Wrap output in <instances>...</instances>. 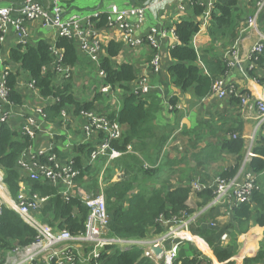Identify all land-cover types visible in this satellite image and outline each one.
I'll return each instance as SVG.
<instances>
[{
	"label": "trees",
	"instance_id": "obj_1",
	"mask_svg": "<svg viewBox=\"0 0 264 264\" xmlns=\"http://www.w3.org/2000/svg\"><path fill=\"white\" fill-rule=\"evenodd\" d=\"M145 1L147 0H139L140 3ZM259 1L249 0L245 3L242 0H213L210 25L207 28L210 45L205 48L202 55L194 49L192 41L202 29V24L197 19L206 14L207 7L193 1L192 17L183 18L173 26L179 44L169 50L172 64L168 67L167 73L172 84L183 93L194 90L199 99L212 96L215 80L227 78L231 72L229 61L220 56L215 49L228 51V46L233 47L247 20L246 17L252 15L250 7H256ZM92 21L97 29L109 28L107 13H102ZM54 47L63 52L60 63L63 67L74 69L80 65L86 69L87 64H94L79 52L74 40L60 36ZM103 49L104 55L96 66L105 74L104 85L110 86L114 91L121 90L118 109L108 104L109 96L99 93L92 101L79 100L74 94V86L70 78L60 86H55L56 76L52 72L47 73V69L57 58L53 54V46L45 40L34 44L16 45L10 50L9 61L28 74L30 81L34 83L35 89L44 100L51 99V103L55 101L43 111L47 122H58L63 109L73 108L77 114L83 110L96 111L111 122L126 127L125 133L119 140H108L110 149L120 153L121 156L112 160L106 169L108 158H100L98 160L100 171L96 180L84 181L92 175L93 170L91 143L76 144L72 152V161L78 172L77 182L85 184L87 189H93L94 192H100L99 177L101 169H105L102 181L110 217L107 237L133 241L146 240L166 232V228L160 223L163 217L166 220L174 217L181 220L183 214H194L195 211L188 206L192 195L203 201L199 205L203 209L214 198V190L206 188L201 192H192L189 186L167 187L168 181L160 182L159 186L153 181V177L159 172L157 169L149 170L145 167V163L149 162L151 166L157 164L164 155L169 135L172 133L170 130H161L157 124V115L161 112V98L152 90L147 95H141L136 88L133 89L132 84L138 78L134 65L129 62L118 64L113 61L122 52L121 43L113 40ZM199 61L207 73H203ZM251 63L255 68L247 69L249 77L257 80L260 85L264 84V78H259L256 74L258 69L264 71V54L253 55ZM18 77L19 72L9 71L6 78L8 101L14 106H22L24 103L22 94L17 90ZM233 90L230 101L240 106L239 95L249 93L244 90L238 92L236 88ZM170 105L173 107L171 112L176 113L175 98H171ZM158 132H163V135L161 133L162 136H159ZM237 136V139H225L218 148L213 145L208 146L193 159L198 163H207L217 160L219 153L235 156V164L219 174L222 179L232 180L240 171L248 151L246 141L240 134ZM100 139L102 136L99 137ZM32 143L28 136L21 135L9 125H0V169L4 173V185L13 199L17 198L22 182L30 192L48 197V202L41 211V219L55 230L66 229L73 236L83 234L89 210L82 202L78 198L68 201L63 199L58 189L47 182L29 180L18 167L17 162L21 154L31 147ZM252 153L253 157L247 165V170L258 177L260 188L253 191L250 200L232 206L230 222L227 225L213 227V224H216L213 221L214 216L226 209L224 206H218L198 216L189 228L193 235L206 241L220 264H233L231 259L237 247L236 242L224 246L222 243L224 234L230 233L233 239L247 233L252 226L264 228V126L256 138ZM170 162L168 160V163ZM117 172H121L122 176L118 181H113ZM142 176L148 181L141 183ZM147 182L151 185L147 186ZM35 239L36 232L32 228L27 226L14 211L8 207L3 208L0 217V259L16 248L29 246ZM200 244L206 251L204 243L200 242ZM196 253L198 252L192 247L182 249L175 264H213L206 257L201 260V254ZM87 261L88 264H156L145 258L143 249L138 246L105 247L98 260ZM243 264H264V247H261L257 255L246 257Z\"/></svg>",
	"mask_w": 264,
	"mask_h": 264
},
{
	"label": "built area",
	"instance_id": "obj_2",
	"mask_svg": "<svg viewBox=\"0 0 264 264\" xmlns=\"http://www.w3.org/2000/svg\"><path fill=\"white\" fill-rule=\"evenodd\" d=\"M193 2L194 0H188ZM213 1V0H211ZM16 3L7 6L0 5V42H3L7 36L13 35L18 44L30 43V23L37 22L43 29L52 28L56 31L58 37H66L77 43L79 52L88 57L95 65H99L100 58L104 55L103 44L101 43L100 33L113 31L121 33V42L132 50H137L148 44L153 50H158L157 39L153 35H138V28L142 25L147 10L156 12L161 2L150 0L142 6L120 8L118 5H111L104 12H93L89 14L71 13L68 14V0H15ZM264 10V0H260L256 5V12L247 25V29L258 30V16ZM102 13L109 15V28L97 29L92 19L98 18ZM32 44V43H30ZM62 51L53 46V54L56 56V62L59 64V78H56L59 86L70 78L68 71L62 70L61 58ZM264 54V36L254 45L253 55ZM252 58V57H251ZM151 66L155 73L161 69V58L155 54L151 60ZM232 68L241 66L238 59L230 63ZM252 69V66H251ZM9 70L0 65V125L6 124L23 136H28L32 141L39 133H42L41 122L46 121L44 109L38 108L33 113L17 119L18 123L12 121L11 108L15 107L8 101L9 91L6 85V78ZM99 76L104 81L105 74L99 71ZM61 83V84H60ZM58 87V85H57ZM136 89L141 95H147L151 91V86L147 79H143ZM234 87L227 86L225 78L215 80L212 96L219 100H224L231 96ZM29 90L39 92L35 89L34 83L29 84ZM103 92L110 93V86L104 85ZM241 99L242 112L245 114H257L259 126L264 125V97L254 99L246 94L239 95ZM47 101H52L47 100ZM55 101H53L54 103ZM177 108V106H176ZM172 110L173 107L170 106ZM84 119L82 126V143H91L93 150L91 153L92 163L100 158L107 157L112 161L118 159L121 154L111 150L108 140H119L123 135V128L116 122H111L106 116L96 111H81L79 113ZM71 120V114L63 109L58 124L66 129V125ZM18 130V131H17ZM102 136V139H95ZM237 139L238 136H232ZM97 140V141H96ZM76 147V145L73 146ZM31 148V147H29ZM29 148L21 154L17 164L23 175L31 181H42L49 183L50 186L59 190V194L65 200L78 198L82 204L89 210L88 219L85 224V232L78 236L64 230H55L41 219V211L48 202V197H42L37 193H32L22 182L20 191L16 199H9V206L2 202L3 195L0 193V217L3 214V208L8 207L14 211L20 219L36 232L35 241L29 246L19 249L16 248L10 253V257H5L0 264H78L83 261L85 253L83 249L89 252L88 260H98L101 251L105 247L118 246L127 248L138 246L143 249L144 257L150 259L156 264H175L178 259L181 246L187 243L196 244L195 236L189 233V228L196 218L210 210L211 208L229 205L228 216L231 217V208L244 201H249L253 191L258 190V177L247 170V157L249 160L253 157L252 149L247 151V157L241 166L237 176L232 180L216 178L208 184L200 183L192 187V192H201L206 188L214 190V198L193 217L181 220L174 217L170 220H160V223L166 228V232L157 235L154 238L133 241L119 238H108L107 231L110 224V217L107 209L106 199L103 192H94L93 189H87L85 184H78L76 172L73 166L72 155L64 156L54 151L34 150L31 153ZM73 149L72 152H73ZM70 150V152H71ZM0 188L5 187L4 176L0 170ZM121 172H117L114 181H118ZM102 187V180H100ZM216 224H213L215 227ZM228 241V235L222 236V243ZM170 243L169 248L167 244ZM156 249L162 252L157 254ZM87 261V260H86Z\"/></svg>",
	"mask_w": 264,
	"mask_h": 264
},
{
	"label": "crops",
	"instance_id": "obj_3",
	"mask_svg": "<svg viewBox=\"0 0 264 264\" xmlns=\"http://www.w3.org/2000/svg\"><path fill=\"white\" fill-rule=\"evenodd\" d=\"M75 1L77 0H68V14L76 13L75 11L80 10L79 8H85L89 11L100 13L104 12L105 9L111 5H118L120 8L138 7L150 0H147L144 3H140L139 0H101L98 1V5H96V0H94L93 2L77 3L76 5L74 4ZM116 1H118L119 3H116ZM156 1L161 2L159 4V9L156 12L147 10L142 25L139 26L137 31L138 35L141 36L153 35L158 41V50H153L148 44H145L143 47L137 50L129 49L121 42V33L117 32L114 29L113 31H105L103 33H100L99 35L103 47H106L107 44L113 40L123 45L120 56L113 61L118 64L129 62L134 65L135 69L138 72V78L132 84L133 89H135L143 79H147L149 85L151 86V90L155 91L161 98V112H159L157 115V124L159 125V128H161V130L172 131V133L169 135L167 146L172 144L173 146L176 145L173 151L166 147L164 154L167 151V155H170L173 159L172 160L170 158V161H172L171 165L175 163L173 156H176V154L178 153H183L180 157L175 158L179 163H193L196 162L193 157L203 149H206L211 145L215 146V148H218L225 139L233 138L232 136L234 134L241 135V137L246 141V146H248V150L250 152L255 144L257 136L264 126H259L257 114L243 113V107L241 105H234L230 101V97L224 100H219L218 98H215L213 96H209L205 99H199L196 97L194 90H189L188 92L183 93L170 81L167 73L168 67L172 64V60L169 56V50L179 44L177 38L174 35L173 26L175 23L180 22L183 18L192 15V3L188 0ZM194 1L207 7L206 14L203 17L197 19L202 24V29L192 41L194 49L200 55H202L205 48L210 45V38L207 33V28L210 25V12L213 1ZM242 1L248 3L249 0ZM12 3H16L15 0H0L1 5L7 6ZM90 3H93V7H89ZM103 6L106 7L104 8V10H101ZM255 12L256 7L252 8V17H254ZM257 24V31H246L245 29L242 37L240 39L238 38L235 41L233 47L229 48L228 51H222L217 48L215 50L220 56H223L225 60H228L229 63L235 61V57L240 62V67L236 66L235 68H232L230 66L231 72L229 73L228 77L225 78L227 86L236 88L238 92H241L242 90L248 91V96L254 99H262L264 97V84L260 85L257 80L249 77L247 69H251V66L252 69L255 68L251 63L252 50L254 45L261 39V36H264V10L259 14ZM259 25L263 26V31L260 30ZM29 32L30 43L32 44L40 40H45L46 42L51 44V46H55L58 39V35L55 30H53L52 28L43 29L37 22L30 23ZM16 44L17 42L15 41V37L13 35L7 36L3 42H0V65L14 73L19 72L17 90L22 94L24 98V103L22 106H15L11 108V112L13 113L12 121L15 124L18 123L17 119L20 117V115L27 116L33 113L38 108L45 109L53 103L44 100L39 92L37 93L33 90H29V84L31 83V81L28 74L21 71L17 65L9 61L10 50L15 47ZM155 54H158L161 58V69L158 73H155L151 66V60L153 56H155ZM199 66L203 68V73H207L201 61H199ZM58 67L59 64L55 61L47 69V73L52 72L53 74H55L56 78H59L60 75L58 74L60 73V71L58 70ZM62 70L68 71L67 73L70 74V79L72 80V82L76 80V73L80 71L87 72L86 69H84L80 65L75 67L74 69L62 66ZM256 74L258 77L264 78V71L258 69ZM54 84L55 86H59L57 79H55ZM73 86H75V84H73ZM75 88L76 86L74 87V90ZM89 91H91V93L93 94V98L86 100L87 102L92 101L94 99V96L97 94V91L94 88L89 89ZM115 92H117V96L122 95V92L119 89H115V91L112 90L110 93L100 91L99 94L103 96H109V98H107L108 104H110L113 108L118 109L115 101H112L111 99L112 97L116 99V96L113 95ZM171 98H175L177 100L176 113L171 112ZM68 109L66 110L68 112L70 111L71 115L79 117V114L74 112L73 108L71 110ZM76 123L77 125L74 128L66 130L62 128L58 124V122L50 123L47 122V120L41 122L42 133H39L37 138L33 140L31 148H29L28 151L31 153L34 150H45L46 152L54 151L55 153L62 156H64V154L72 155L71 149H73V146L82 141V139L78 140L82 135V124L79 120H77ZM122 128L123 132L125 133L126 127ZM231 131L233 132L230 133ZM95 139L98 140L99 136ZM219 154V159L214 162L217 163V165L215 166L216 170L219 169L222 171L235 164V156L229 154ZM249 158L250 157H247V161H250ZM184 159H186V161ZM110 163L111 161L108 160L105 169L110 165ZM248 164L249 162L247 163V165ZM99 165L100 164H98V166ZM103 169L104 168L101 169L99 181L103 180L105 171V169ZM1 172L4 176L2 170ZM116 176L117 175L114 176V179L116 178ZM180 176V182H188L187 175L181 173ZM164 180L165 179L157 180L158 182L156 183L159 185L160 182ZM86 182H88V180H86ZM176 186L180 185L177 184L172 187ZM4 188L5 195H3L4 199L2 200V202L9 206V199L11 198V195L7 187L5 186ZM102 188H104L103 181ZM225 210L223 209L218 215L214 216L213 221L216 223V226H224L229 224L231 217L228 216V212L226 214L227 217H225L224 221L222 222L223 217L226 216ZM189 233L192 234L190 232V229ZM195 241L196 244L187 243L181 246V250L192 247L195 252L201 254V260L206 257L210 261H212L213 264H220L214 257L213 252L204 239L197 237L195 238ZM263 241L264 228L252 227L247 234L243 235V237H239V251L231 259V262L233 264H243V261L246 257L257 255ZM200 242L204 243V246L207 249L206 251L201 248ZM170 243L171 242L166 245L167 248H169ZM223 245H228V241L226 243H223ZM198 253L196 254L198 255Z\"/></svg>",
	"mask_w": 264,
	"mask_h": 264
},
{
	"label": "rangeland",
	"instance_id": "obj_4",
	"mask_svg": "<svg viewBox=\"0 0 264 264\" xmlns=\"http://www.w3.org/2000/svg\"><path fill=\"white\" fill-rule=\"evenodd\" d=\"M93 1L94 0H77V1L74 2V4L76 5L77 3L93 2ZM98 1H101V0H96V3H97L96 5H98ZM116 3H119V2L116 1ZM89 7H93V3H90L89 4ZM105 7L106 6H103L101 8V10H104ZM79 9L80 10H76L75 12L76 13H79V14H89V13H93L94 12V11H89V10H87L85 8H82V9L79 8ZM250 9L252 11V7H250ZM251 17H252L251 14L246 17L247 20L244 23V25L242 26V30L240 31V35H239V39L242 37L243 32H244L245 29H246V31H248L247 25H248V22L251 19ZM259 28H260L261 31H263V26L262 25H259ZM228 48H230V46H228ZM86 71L87 72L80 71V72L76 73L75 74L76 80L74 79L75 81L73 82V84H75V86H76V88L74 90V94L81 101L82 100L83 101H86L88 99H92L93 98L92 97L93 94L91 93V91H89V89L94 88V89H96L97 93H100V91L104 87V82H103L102 78L99 76V69H98V67L95 64H93V65L87 64ZM116 94H117V92H115L113 94L114 96H116V99L113 98V97L111 99H112V101H115V104L118 106L117 98L119 99L120 96H117ZM97 107H100V106L97 105ZM99 110H102V109H99ZM71 117L72 118H71L70 122L68 123V125H66V130H70V128H74L77 125V123H76L77 120H79L81 122L82 126H83L84 119L81 116L75 117L74 115H71ZM158 133H160V132H158ZM161 133L163 135V132H161ZM161 133L159 134V136H162ZM81 139H83V135H81V138L78 139V140H81ZM172 146H173V144L172 145H169V146H166V147L173 151V149L176 147V145H174L173 147ZM182 154L183 153H178V154H176V156H173V158L175 160V163L173 165H171V162L172 161L170 163H168V160H170L171 156L170 155H167V151L157 161V164L156 165L151 166V164L149 162H146L145 163V167L149 168V170L150 169H153V170L154 169H157L158 172H159V173H157L153 177V181L154 182H158L157 180L165 179L164 181H168V183L166 184L167 187H172V186H175V185L178 184L180 186H186V187L189 186L191 188V190H192V187L195 184H200V183L201 184L202 183L208 184L211 181H213L214 179L219 178V174H220L221 170H219V169L216 170L215 166L217 165V163H214V162H216L219 159L220 154L217 156V158H216L217 160H215L214 162H207V163H205V162H200V163H198V162H193V163H179L178 160H176L175 158L176 157H180ZM221 154L222 155L223 154L225 155L226 153H221ZM184 160L186 161V159H184ZM166 163H167V166H166ZM98 164H99L98 161L95 162V163H92V168H93L92 175L91 176H88L89 177L88 179L85 178L84 181H86V180H93V179L96 180L97 179L96 177H97V175H99V171H100V167L98 166ZM169 166H170V168H169ZM97 168H99L98 171H97ZM181 173L187 175L188 182H180L181 181V176H180ZM108 175H110L109 172H108ZM120 176H122V174H120ZM176 178H177V181H176ZM146 181H148V180L144 179L143 176H142L141 177V183H144ZM78 184H79V182H78ZM146 185L147 186H150L151 184L147 182ZM159 186H160V184H159ZM100 191L104 193V188H102L101 186H100ZM202 202L203 201L201 199H198L196 196H193L192 195V199L189 201L188 206H190V208L192 210H194L195 213L194 214H191V215L190 214L189 215L183 214L182 216H184L185 218H189V217L195 216L196 215V212L199 213L200 211L203 210L199 206ZM106 204H107V201H106ZM229 207H230V205L226 208V210L224 209L225 210V215L227 214V212L229 210ZM225 217H227V215L223 217L222 222L224 221ZM244 230H245V228H244ZM247 233L245 232V234H247ZM245 234H243V235H245ZM243 235H239L238 237L237 236L236 237H233V239H232L231 234L228 233V244H231V242H236V246L237 247L235 249L234 256L239 251V247H240L239 237H243ZM154 237L155 236H153L152 238H154ZM225 246H227V245H225ZM261 247H264V241L261 243ZM260 250H261V248H260ZM82 253H85L86 254L85 257H84V259H83L84 262L79 261L78 263L79 264H88V261H86V260H88V256H89L88 250L87 249H83L82 250ZM11 255L12 254L9 252L8 254L4 255L1 258V260L3 258H5V257H10Z\"/></svg>",
	"mask_w": 264,
	"mask_h": 264
},
{
	"label": "bare ground",
	"instance_id": "obj_5",
	"mask_svg": "<svg viewBox=\"0 0 264 264\" xmlns=\"http://www.w3.org/2000/svg\"><path fill=\"white\" fill-rule=\"evenodd\" d=\"M0 177H1V174H0ZM0 193H1L2 195H5V191H4V188H3V187L0 188ZM8 195H9V194H8Z\"/></svg>",
	"mask_w": 264,
	"mask_h": 264
},
{
	"label": "water",
	"instance_id": "obj_6",
	"mask_svg": "<svg viewBox=\"0 0 264 264\" xmlns=\"http://www.w3.org/2000/svg\"><path fill=\"white\" fill-rule=\"evenodd\" d=\"M155 252H156L157 254H160V253L162 252V250H161V249H156Z\"/></svg>",
	"mask_w": 264,
	"mask_h": 264
}]
</instances>
